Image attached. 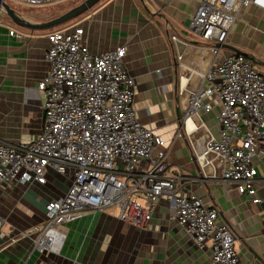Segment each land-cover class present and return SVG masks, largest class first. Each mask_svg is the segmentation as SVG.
Segmentation results:
<instances>
[{"label":"crops","instance_id":"0c3cea01","mask_svg":"<svg viewBox=\"0 0 264 264\" xmlns=\"http://www.w3.org/2000/svg\"><path fill=\"white\" fill-rule=\"evenodd\" d=\"M82 1H48L42 5L7 2L28 20L42 22L63 14L61 7L66 6V12ZM199 1L102 0L72 21L41 30L21 27L4 11L0 13V137L33 140L42 131L47 97L39 82L51 68L46 59L49 33L81 26L92 52L126 46L125 65L136 79L134 107L139 119L165 139L173 172L182 171L185 177L184 192L196 193L219 210L218 223L233 230L236 250L245 264H264V160L254 158L261 199L255 203L252 196L239 193L234 184L220 177L222 158L205 154L207 141L220 138L214 113L200 112L183 121L188 93L204 84L202 73L213 61L209 45L190 30ZM223 45L221 59L244 53L264 74V11L244 7ZM72 178V171L66 175L49 169L45 184L4 185L0 191L3 224L2 209L31 227L42 223L45 205L64 196ZM114 208L67 222L61 253L54 258L46 254V261L32 259L36 253L33 236L2 247L23 231L11 221L13 233L7 235L1 230L5 234H0V263L213 264L210 243L205 249L198 247L179 226L165 198L157 202L147 228L120 219Z\"/></svg>","mask_w":264,"mask_h":264},{"label":"built area","instance_id":"2783aa9c","mask_svg":"<svg viewBox=\"0 0 264 264\" xmlns=\"http://www.w3.org/2000/svg\"><path fill=\"white\" fill-rule=\"evenodd\" d=\"M17 1L42 5L59 0ZM248 6L264 11V0L199 1L190 30L209 45L213 61L202 73L204 84L189 91L183 121L200 112L214 113L220 138L207 141L205 154L222 158L223 181L259 203L254 158L264 160V74L243 53L220 58ZM48 39L51 68L39 82L47 97L42 131L33 140L0 137V191L10 184H45L49 169L66 175L72 171L73 178L64 196L47 202L42 223L11 236L2 247L33 236V251L58 255L67 222L115 207L120 219L147 228L157 202L165 198L196 245L205 249L210 243L213 264H245L233 230L218 223L219 210L196 193L184 192L185 177L173 172L165 139L139 119L136 79L124 60L127 47L92 52L81 26L55 30ZM2 226L0 218L4 236Z\"/></svg>","mask_w":264,"mask_h":264},{"label":"water","instance_id":"95a60500","mask_svg":"<svg viewBox=\"0 0 264 264\" xmlns=\"http://www.w3.org/2000/svg\"><path fill=\"white\" fill-rule=\"evenodd\" d=\"M102 0H84L80 4L72 7L71 9L67 10L63 14L42 22H35L30 21L24 16H22L16 9H14L7 1L0 0V6L2 7L3 11L12 19L14 23L21 27L33 29V30H41V29H50L57 27L59 25L65 24L69 21H72L79 16L86 13L88 10L93 8L96 4H98ZM227 46L230 49H236L231 45H223ZM244 54V53H243ZM256 60V59H255ZM258 63V61H256ZM260 63V62H259ZM203 165V164H202Z\"/></svg>","mask_w":264,"mask_h":264},{"label":"rangeland","instance_id":"374dc122","mask_svg":"<svg viewBox=\"0 0 264 264\" xmlns=\"http://www.w3.org/2000/svg\"><path fill=\"white\" fill-rule=\"evenodd\" d=\"M10 2V1H9ZM22 2V1H21ZM11 3V2H10ZM65 8H66V6L64 7H61V11H63V12H65ZM68 10V9H67ZM66 10V11H67ZM61 11H59V12H61ZM62 14V12L60 13V15ZM73 171H74V169H73ZM115 209V208H114ZM3 210V213H2V215L3 216H1V217H4L5 218V220L6 221H4V224H3V227H1V230L2 231H4L7 235H10L11 233H13L12 231H10V223H11V221H16L19 225H20V227L23 229V231L24 230H27V229H29L30 227H31V225L29 226V224H27L26 223V221H18L17 219H15V216L14 215H10L9 214V212L8 211H5L4 209H2ZM116 213H118V210L116 209ZM1 234V233H0ZM36 235V234H35ZM27 253L25 252V255H26ZM29 255V254H28ZM28 255L26 256V257H28ZM41 254H39L38 252H36L34 255H33V257H32V259L33 260H41V259H44L45 261H46V254L45 255H41ZM40 256V257H39ZM54 256H55V254H51V257H53L54 258ZM38 257H39V259H38ZM36 260V261H37Z\"/></svg>","mask_w":264,"mask_h":264},{"label":"bare ground","instance_id":"6f19581e","mask_svg":"<svg viewBox=\"0 0 264 264\" xmlns=\"http://www.w3.org/2000/svg\"><path fill=\"white\" fill-rule=\"evenodd\" d=\"M191 124V123H190Z\"/></svg>","mask_w":264,"mask_h":264}]
</instances>
